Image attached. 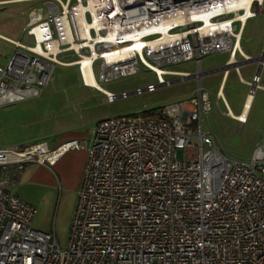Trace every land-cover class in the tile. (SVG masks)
I'll list each match as a JSON object with an SVG mask.
<instances>
[{"label":"built area","instance_id":"2783aa9c","mask_svg":"<svg viewBox=\"0 0 264 264\" xmlns=\"http://www.w3.org/2000/svg\"><path fill=\"white\" fill-rule=\"evenodd\" d=\"M263 3L48 0L46 15L30 11L25 32L32 41H12V56L0 66V105L40 96L56 65L77 66L83 84L109 103L190 78L199 84L155 115L96 123L90 143L82 144L88 160L63 244L36 229L35 207L7 190L24 164L46 163L58 150L46 141L0 148V166H16L0 174V264H264V139L250 158H237L214 129H204L214 104L201 78L217 69L200 68L209 54L235 57L244 25ZM88 59L99 84L142 69L157 81L116 94L86 80ZM189 61L199 66L194 74L168 69ZM260 78L256 72L246 81L250 90L261 88ZM187 147L197 155L180 159Z\"/></svg>","mask_w":264,"mask_h":264},{"label":"crops","instance_id":"0c3cea01","mask_svg":"<svg viewBox=\"0 0 264 264\" xmlns=\"http://www.w3.org/2000/svg\"><path fill=\"white\" fill-rule=\"evenodd\" d=\"M27 1L37 2V4L27 10L28 16H25L28 20L23 25L20 36L12 38L0 31V41L8 43V46L12 50L11 54L13 53L12 41H18L22 44L32 41V37L25 32V28L30 21L29 12L41 11L46 15V3L48 0H0V6ZM259 14H264V8ZM258 15L248 19L243 27L240 42V50L242 52L239 50L234 58L231 57V53L229 52V57L225 64L209 68L206 71L211 69L217 70L205 74L201 78L202 82L203 77L206 75L219 74L216 100L223 102L227 108V112L231 110L232 115L227 112L225 113L233 120L239 122L240 126L248 122V118L253 111L252 106L257 100V96L255 97V102L253 98H247L248 84L246 81H252L259 65L258 62H244L242 53L252 57H258L263 53L264 41L261 35L264 34V26L262 31L256 36H253V34L247 35L246 33L250 20L258 17ZM248 39L249 42L251 39H254V47L251 51L245 50L243 47V44L247 43ZM10 58L8 57L7 62H9ZM0 66L5 65L0 61ZM223 66L227 68L219 70ZM171 70L190 72L188 70ZM83 85L101 92L94 87ZM260 86L261 88L259 89L264 90V65L261 72ZM193 94L194 90L184 99L189 98ZM45 98L36 97L16 103L0 105V148L46 141L52 150H58L46 163L31 162L24 164L16 181L11 183L7 190L35 207L36 211L32 225L36 229L53 233L58 241H60L59 238H62V241L65 242L76 203L77 192L83 184L84 171L88 160V150L82 144L83 142L86 145L90 143L93 129L102 118L90 124H80L75 114L76 110H70L64 106L62 111H60L59 105L55 100L50 103ZM251 109L252 111L250 112ZM233 111L238 114H235ZM239 116H242L243 119L246 118L247 121L240 122L237 119ZM205 123L204 129L207 131L209 128H207V122ZM14 169H16V166H0V174L4 170Z\"/></svg>","mask_w":264,"mask_h":264},{"label":"rangeland","instance_id":"374dc122","mask_svg":"<svg viewBox=\"0 0 264 264\" xmlns=\"http://www.w3.org/2000/svg\"><path fill=\"white\" fill-rule=\"evenodd\" d=\"M36 4L37 2L27 1L0 6V31L12 38H18L23 25L28 20L26 17L28 16L27 10L33 8ZM263 26L264 14H259L258 17L250 20L246 33L247 35L253 34V36H256L262 31ZM261 37L264 41V34ZM246 42L243 44V47L245 50L251 51L254 47V39H251L250 42L248 39ZM11 52L12 50L8 46V43L0 41L1 63L4 65L8 63L7 59L11 57ZM228 57L229 52H218L207 55L202 59L201 70L206 71L209 68L221 66L225 64ZM168 69L188 70L194 74L198 71L199 67L196 62L192 61L170 65ZM95 73L98 77V66L95 69ZM218 77V73L209 74L203 77L201 82L204 89L211 93L214 103L207 128L210 126L214 129L222 147L227 153L237 158L248 159L251 157L256 143L261 141L264 135V90L258 89L256 91L254 102L256 96L257 100L252 106L253 111L252 109L250 110L252 113L248 118V122L240 126L239 122L227 116L225 113L227 112V108L223 102L216 100V92L219 84ZM178 78V76H166V79L169 80ZM156 81L157 78L153 72L142 69L133 75L114 79L110 82L100 81V84L105 89L120 94L123 91L131 92L137 88H145L149 83H156ZM197 86L198 79L196 78L183 80L173 83L170 86H160L154 92L131 94L126 98H118L114 102L109 103L106 101L104 94L82 84L77 66L56 65L52 80L44 87L41 95L38 97H46L45 99H48L50 103L55 100L59 105L60 111H62L64 106L70 110H76L77 112L75 114L79 119L78 123L90 124L100 118L130 115L152 108L161 109V107L170 102L184 99L193 90L195 91ZM249 92L250 86L248 85V95ZM45 101L48 102L47 100ZM234 113L238 114L236 112ZM27 145L29 144H21V146ZM196 155L197 150L195 147H187L186 149H180L178 151V157L180 159H190ZM59 239L61 242H58L63 244L64 241H62V238Z\"/></svg>","mask_w":264,"mask_h":264},{"label":"bare ground","instance_id":"6f19581e","mask_svg":"<svg viewBox=\"0 0 264 264\" xmlns=\"http://www.w3.org/2000/svg\"><path fill=\"white\" fill-rule=\"evenodd\" d=\"M253 0H242V5H244L246 8L250 7L251 3H252ZM166 38V36H164ZM234 61V60H233ZM92 63V59H88L87 61H85V68H84V71H85V75H86V80L91 83V84H94V85H100L98 82H97V79L96 77H94V75H92L90 73V65ZM235 66V65H234ZM259 89V86L256 84L253 86L252 90H250L249 92V95H248V98H253L254 99V95L256 93V91ZM230 114L232 115V112L230 110ZM237 119H241L242 121H245V119H243L242 116H239L237 117Z\"/></svg>","mask_w":264,"mask_h":264},{"label":"water","instance_id":"95a60500","mask_svg":"<svg viewBox=\"0 0 264 264\" xmlns=\"http://www.w3.org/2000/svg\"><path fill=\"white\" fill-rule=\"evenodd\" d=\"M260 60H264V51H263V53L260 56L252 58L253 62H258ZM226 66L220 67L219 70H225L227 68ZM261 71H262V68H261V66H259L258 69H257V73L259 74V73H261Z\"/></svg>","mask_w":264,"mask_h":264},{"label":"trees","instance_id":"16d2710c","mask_svg":"<svg viewBox=\"0 0 264 264\" xmlns=\"http://www.w3.org/2000/svg\"><path fill=\"white\" fill-rule=\"evenodd\" d=\"M157 110H158V108L146 109V110L143 111V113L149 114V115H155Z\"/></svg>","mask_w":264,"mask_h":264}]
</instances>
